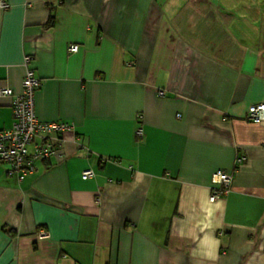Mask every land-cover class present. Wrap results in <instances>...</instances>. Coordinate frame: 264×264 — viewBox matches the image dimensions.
Segmentation results:
<instances>
[{
	"label": "crops",
	"instance_id": "1",
	"mask_svg": "<svg viewBox=\"0 0 264 264\" xmlns=\"http://www.w3.org/2000/svg\"><path fill=\"white\" fill-rule=\"evenodd\" d=\"M4 1L0 89L30 56L35 117L69 128L22 180L0 163V264H264V0Z\"/></svg>",
	"mask_w": 264,
	"mask_h": 264
},
{
	"label": "built area",
	"instance_id": "2",
	"mask_svg": "<svg viewBox=\"0 0 264 264\" xmlns=\"http://www.w3.org/2000/svg\"><path fill=\"white\" fill-rule=\"evenodd\" d=\"M0 7L7 8L8 4L0 0ZM77 44H69L67 51H78ZM31 57L24 56L23 65L25 75L22 80V90L13 95L11 89L1 88L0 96L11 97V111L13 124L11 129L0 131V163L6 164L8 174L22 180L35 170V162L48 160L52 157L61 158V145L63 139L60 133L69 128L63 122L43 123L34 115V91L39 87L40 80L30 66ZM162 95V93H159ZM247 119L252 123L264 121V103L253 104L247 110ZM142 137V130L136 132ZM93 171L86 169L81 173L82 179H89ZM212 190L210 201L213 202L223 194L229 192L231 176L222 170H216L211 178ZM41 238L46 236L43 230L39 231Z\"/></svg>",
	"mask_w": 264,
	"mask_h": 264
}]
</instances>
